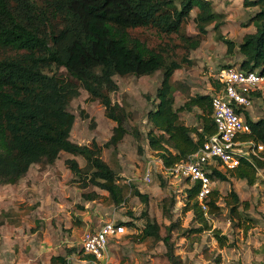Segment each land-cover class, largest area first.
<instances>
[{
    "label": "trees",
    "instance_id": "trees-1",
    "mask_svg": "<svg viewBox=\"0 0 264 264\" xmlns=\"http://www.w3.org/2000/svg\"><path fill=\"white\" fill-rule=\"evenodd\" d=\"M244 4L259 7L247 21L258 27L245 33L238 44L243 56L240 68L264 72V0H245ZM194 7L198 9L194 16L198 34L192 37L181 33V28ZM218 16L210 0H0V51H9L0 56V184L17 183L31 165L52 164L64 151L81 155L87 163L88 180L105 190L114 204H120L123 187L117 183L114 170L101 158L102 146L94 140L87 145L70 140L75 116L68 111L69 102L82 87L90 98L98 99L105 116L115 122L103 146H116L127 133L126 110L110 97L118 89L113 78L116 74L142 76L162 70L156 104L146 115L150 125L146 133L148 145L165 167L196 152L215 132L210 102L220 85L214 81L213 93H197L174 107L175 89L170 78L180 64L168 60V49L150 47L131 36L129 30L151 27L159 35H178L182 46L196 49L199 36L207 32L206 25ZM219 38L226 45V52L232 53L236 48L234 41L222 34ZM52 66L62 68L66 75L49 73ZM193 108L199 110V125L191 126L180 120L179 112ZM238 111L244 115L245 108ZM244 118L250 130L241 138L264 143V117ZM65 164L75 175L83 173L74 158L66 159ZM226 169L231 176L252 185L257 170L264 169V160L256 158L252 163L242 158L237 166ZM210 176L227 178L217 168L212 169ZM198 189V181L190 182L185 189V210H191L198 222L205 223L196 198ZM134 195L146 201V195L136 189ZM217 198L218 191L212 189L205 198L208 211L219 210ZM239 204L237 193L230 190L229 199H225L230 215L237 214ZM143 214L146 216L145 211ZM141 233L142 238L158 237V225L147 219ZM213 236L220 246L225 245V236L218 229L213 230ZM163 239L167 242L166 237ZM72 253L86 260L92 257L80 245L78 250L74 247L64 255L51 256L50 264H68ZM166 256L169 264H180L172 249Z\"/></svg>",
    "mask_w": 264,
    "mask_h": 264
},
{
    "label": "rangeland",
    "instance_id": "rangeland-1",
    "mask_svg": "<svg viewBox=\"0 0 264 264\" xmlns=\"http://www.w3.org/2000/svg\"><path fill=\"white\" fill-rule=\"evenodd\" d=\"M244 1L210 0L219 16L206 25L207 32L199 36L196 49L182 46L178 35H159L151 27L129 30L131 36L144 40L150 47L168 49V60L180 64L170 78L175 89L174 107L197 93H213V82L221 68L240 67L243 56L238 44L245 33L258 27L257 23L247 21L259 7L246 6ZM197 12L196 7L191 10L181 33L192 37L198 34L194 22ZM219 34L234 41L236 48L232 53L226 52ZM7 53L1 50L0 56ZM47 71L66 75L65 70L53 66ZM113 78L118 89L110 97L127 113V133L123 139L116 146H103L115 122L105 116L98 99L90 98L80 87L79 95L68 105V111L75 116L70 140L84 145L94 140L102 146L101 158L117 174V183L123 187V201L114 204L105 190L88 180L87 163L81 155L61 151L52 164H33L17 183L7 187L0 184V262L50 264L51 256L64 255L74 247L78 250L85 230L113 220L132 224L109 242L111 264H169V248L180 264H264V169L257 170L256 182L250 185L220 168L227 178L211 177L220 208L212 213L207 206H201L206 222H198L191 210H185V189L190 182L167 175L146 138L150 128L146 115L156 104L162 70L142 76L116 74ZM198 112L196 108L181 111L180 120L187 125H199ZM243 113L255 119L263 117L261 100L255 99ZM148 157L156 163L152 180L146 183L142 175ZM68 158L78 162L83 169L81 176L67 167ZM135 189L146 195V201L134 195ZM230 190L240 200L234 215L225 205ZM147 219L158 225V237L142 238ZM13 226L16 228L11 241L6 235L13 231ZM214 229L225 236V245H219L213 236ZM83 260L74 253L68 256V264H85Z\"/></svg>",
    "mask_w": 264,
    "mask_h": 264
},
{
    "label": "built area",
    "instance_id": "built-area-1",
    "mask_svg": "<svg viewBox=\"0 0 264 264\" xmlns=\"http://www.w3.org/2000/svg\"><path fill=\"white\" fill-rule=\"evenodd\" d=\"M217 82L221 88L212 95L210 102L215 132L196 152L178 163L165 167L160 162L167 175L199 182L196 198L203 209L207 206L204 200L213 189L210 176L213 168H234L242 158L252 163L256 158L264 160V143L241 138L250 129L245 116L238 111L240 107H250L255 99H259L264 115V72L223 67L217 72ZM154 163L156 161L148 157L142 175L146 183L152 180ZM124 230V225L113 220L105 221L96 229L85 230L80 245L92 257L83 262L110 264L109 242Z\"/></svg>",
    "mask_w": 264,
    "mask_h": 264
},
{
    "label": "crops",
    "instance_id": "crops-1",
    "mask_svg": "<svg viewBox=\"0 0 264 264\" xmlns=\"http://www.w3.org/2000/svg\"><path fill=\"white\" fill-rule=\"evenodd\" d=\"M247 108H248V107H247ZM247 108H245V109H247ZM250 118H252L253 120L258 119V118L255 119V118H253L252 116H251ZM8 185L10 186L11 184H5V185H3V187H7ZM15 228H16V227L13 226V227H12V230H13V231H10V232L8 233V235H6V237L9 238L11 241H12V236H13L12 234H15V231H14ZM1 236H2V233H1ZM13 242H14V240H13ZM0 264H2V263L0 262ZM17 264H19V263H17Z\"/></svg>",
    "mask_w": 264,
    "mask_h": 264
}]
</instances>
